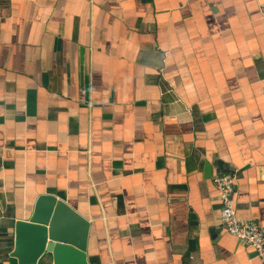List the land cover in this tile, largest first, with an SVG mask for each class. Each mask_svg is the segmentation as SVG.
I'll list each match as a JSON object with an SVG mask.
<instances>
[{
	"label": "crops",
	"instance_id": "1",
	"mask_svg": "<svg viewBox=\"0 0 264 264\" xmlns=\"http://www.w3.org/2000/svg\"><path fill=\"white\" fill-rule=\"evenodd\" d=\"M264 0H0V264L42 196L89 264H262Z\"/></svg>",
	"mask_w": 264,
	"mask_h": 264
},
{
	"label": "water",
	"instance_id": "2",
	"mask_svg": "<svg viewBox=\"0 0 264 264\" xmlns=\"http://www.w3.org/2000/svg\"><path fill=\"white\" fill-rule=\"evenodd\" d=\"M89 223L65 202L42 196L28 221L16 224L12 257L19 264H89Z\"/></svg>",
	"mask_w": 264,
	"mask_h": 264
},
{
	"label": "built area",
	"instance_id": "3",
	"mask_svg": "<svg viewBox=\"0 0 264 264\" xmlns=\"http://www.w3.org/2000/svg\"><path fill=\"white\" fill-rule=\"evenodd\" d=\"M237 182L238 172L214 178L222 203V224L228 234L251 246L264 264V229L257 222L239 218L235 199Z\"/></svg>",
	"mask_w": 264,
	"mask_h": 264
}]
</instances>
